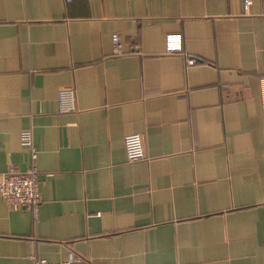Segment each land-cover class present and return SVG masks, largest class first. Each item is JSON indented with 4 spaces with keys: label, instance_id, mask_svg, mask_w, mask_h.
I'll return each mask as SVG.
<instances>
[{
    "label": "crops",
    "instance_id": "obj_1",
    "mask_svg": "<svg viewBox=\"0 0 264 264\" xmlns=\"http://www.w3.org/2000/svg\"><path fill=\"white\" fill-rule=\"evenodd\" d=\"M25 132L42 202L0 197V264H264V0H0V175Z\"/></svg>",
    "mask_w": 264,
    "mask_h": 264
},
{
    "label": "built area",
    "instance_id": "obj_2",
    "mask_svg": "<svg viewBox=\"0 0 264 264\" xmlns=\"http://www.w3.org/2000/svg\"><path fill=\"white\" fill-rule=\"evenodd\" d=\"M252 0H244V6L248 9ZM113 52L116 56L123 54V43L120 36L115 34L112 38ZM168 54L182 52V37L169 35L167 37ZM196 60L189 59L188 65H194ZM76 110L74 91H62L59 94V112L71 113ZM23 145L29 147L31 152V165L27 170L20 171L10 168L8 172L0 175V197L14 209H29L37 212L42 199L39 190L38 171L36 168L37 150L33 145L31 133L25 132L22 137ZM126 162L135 164L145 159L144 145L139 134H131L124 138ZM76 256L70 254L64 262L51 263L46 260L36 259L34 264H72Z\"/></svg>",
    "mask_w": 264,
    "mask_h": 264
}]
</instances>
